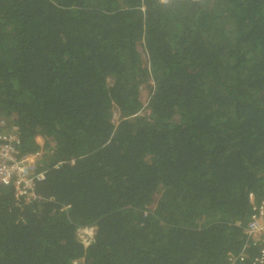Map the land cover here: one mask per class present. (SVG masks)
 I'll return each mask as SVG.
<instances>
[{
	"label": "trees",
	"instance_id": "1",
	"mask_svg": "<svg viewBox=\"0 0 264 264\" xmlns=\"http://www.w3.org/2000/svg\"><path fill=\"white\" fill-rule=\"evenodd\" d=\"M0 114L47 168L41 202L0 186V264H226L264 199V0H0Z\"/></svg>",
	"mask_w": 264,
	"mask_h": 264
},
{
	"label": "built area",
	"instance_id": "2",
	"mask_svg": "<svg viewBox=\"0 0 264 264\" xmlns=\"http://www.w3.org/2000/svg\"><path fill=\"white\" fill-rule=\"evenodd\" d=\"M167 4L170 0H158ZM141 10H145L142 6ZM142 50L143 68H148L147 85L150 90L155 87L152 67L149 56ZM111 79L108 84L111 85ZM140 94L142 97V89ZM149 97V94H148ZM142 98V108L140 114L147 111V98ZM111 123L114 127L121 122L120 109L112 103ZM38 138V142H40ZM21 138L18 130L10 127L9 120L0 114V186L12 187L16 206L20 204L30 205L41 202L43 197L37 193V184L44 181L47 168L43 162L44 150L41 147L35 152L23 153L20 151ZM72 163L74 161L72 160ZM248 202L251 208L249 220L244 228L245 241L238 253H229L226 264H264V199H257L255 194L250 193ZM70 206L61 208L68 211ZM97 226H77L76 237L87 249L95 242ZM82 262V261H81Z\"/></svg>",
	"mask_w": 264,
	"mask_h": 264
},
{
	"label": "rangeland",
	"instance_id": "3",
	"mask_svg": "<svg viewBox=\"0 0 264 264\" xmlns=\"http://www.w3.org/2000/svg\"><path fill=\"white\" fill-rule=\"evenodd\" d=\"M140 51H142V49L139 48ZM144 52V51H143ZM144 62V61H143ZM150 89L148 88L147 85L143 86V89H142V98H146L148 97V93H149ZM83 260V259H82Z\"/></svg>",
	"mask_w": 264,
	"mask_h": 264
},
{
	"label": "clouds",
	"instance_id": "4",
	"mask_svg": "<svg viewBox=\"0 0 264 264\" xmlns=\"http://www.w3.org/2000/svg\"><path fill=\"white\" fill-rule=\"evenodd\" d=\"M44 150V149H43ZM44 153H45V151H44ZM43 162H44V158H43Z\"/></svg>",
	"mask_w": 264,
	"mask_h": 264
}]
</instances>
